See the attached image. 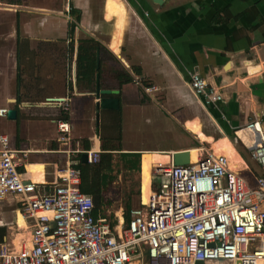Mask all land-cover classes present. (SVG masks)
I'll return each instance as SVG.
<instances>
[{"label":"crops","instance_id":"crops-1","mask_svg":"<svg viewBox=\"0 0 264 264\" xmlns=\"http://www.w3.org/2000/svg\"><path fill=\"white\" fill-rule=\"evenodd\" d=\"M95 1L67 0V7L57 11L31 7L28 0H0V25L9 28L2 34L9 44L0 49V107L16 110L13 119L0 116V134L21 151L22 177L52 182L57 167L65 164L67 155L55 151L60 144L54 119L62 111L72 138L97 152L98 160L103 114L115 110L120 139L118 149L110 150L111 167L118 158L124 169L121 153H139L135 170L139 204L164 180L154 172L156 165L170 164L174 153L183 151L187 161H195L214 153L211 145L222 148L230 167L254 185L260 169L238 136L247 142V131L241 128L256 119L264 132V0H103L100 19L91 22ZM72 6L80 11L78 21ZM1 39L0 34V44ZM86 41L92 44L94 57L98 50L99 66L95 63L91 78L79 79L78 49ZM50 43H61L66 52L56 59L57 54L46 57L38 51ZM59 59L66 61L63 77L53 65ZM115 70H124L133 79L123 82ZM191 72L214 85L222 100L204 103L190 87ZM96 73L99 88L116 90L101 96L117 98V107L96 110ZM145 86L150 87L148 92ZM46 97L67 101L43 103ZM146 163L148 174L144 172L142 179ZM146 183L149 188L141 193ZM18 214L22 215L18 196L0 198V244L10 249L30 242L29 221L22 215L23 222L18 223ZM124 215L119 210L117 219H107L114 224L124 221ZM94 216L106 217L103 205Z\"/></svg>","mask_w":264,"mask_h":264},{"label":"built area","instance_id":"built-area-1","mask_svg":"<svg viewBox=\"0 0 264 264\" xmlns=\"http://www.w3.org/2000/svg\"><path fill=\"white\" fill-rule=\"evenodd\" d=\"M189 84L206 104L222 100L221 92L197 72L189 74ZM6 112L0 107V116ZM54 122L60 144L55 151L67 158L52 182L23 178L18 169L21 151L0 134V198L18 196L30 227L27 246L10 249L0 244V264H129L132 260L142 264L144 255L149 264L217 259L264 264V132L259 120L241 128L247 131V142L238 136L260 169L254 185L231 168L222 153H205L184 164L156 165L154 172L164 180L149 190L145 202L128 210L127 221L114 224L94 216L92 197L79 188L80 173L73 158L84 152L87 161L94 162L97 152L72 138L67 119Z\"/></svg>","mask_w":264,"mask_h":264},{"label":"trees","instance_id":"trees-1","mask_svg":"<svg viewBox=\"0 0 264 264\" xmlns=\"http://www.w3.org/2000/svg\"><path fill=\"white\" fill-rule=\"evenodd\" d=\"M71 13L75 15V21H78L80 18V11L75 7H71ZM93 41L91 39H88ZM85 42V44L81 43L78 49V57L76 61L77 66V78L86 79L91 78L95 65V57L94 50L92 44ZM118 72L120 79L123 82H129L133 78L131 75L121 70L122 72L115 70ZM120 80V82H122ZM60 118H67V115L64 111L61 112ZM120 139V126H119V116L118 112L115 110H109L107 113L103 114L102 123H101V152L98 154V160L94 162H82L78 160V163L75 164V167L78 168L80 173V183L79 188L81 192L89 194L93 200V214L96 215L98 209L100 208L102 197H101V185L103 183L102 179V171L109 170L111 167L112 161V152L110 150L118 149V143ZM88 146V145H86ZM211 148H214V153H223L225 156V152L218 145H211ZM123 167L128 172H135L138 169L136 167L139 161V153H121ZM78 159V157H76ZM20 170V168H19ZM148 178V177H147ZM146 186V187H145ZM145 186L141 185V193L143 190H147L149 188V183H146ZM130 208H126L124 219L128 220V210ZM2 239V234H0V241Z\"/></svg>","mask_w":264,"mask_h":264},{"label":"rangeland","instance_id":"rangeland-1","mask_svg":"<svg viewBox=\"0 0 264 264\" xmlns=\"http://www.w3.org/2000/svg\"><path fill=\"white\" fill-rule=\"evenodd\" d=\"M31 7H44L49 10H57V11H63L64 8L67 7V0H28L27 4ZM102 5L103 0H96L95 6L93 8V16L91 19V22L97 21L101 17L102 12ZM34 16V15H33ZM35 17V16H34ZM37 17L40 19L42 18V15L39 13L37 14ZM33 18V17H32ZM64 18V17H63ZM32 20V19H31ZM5 24L0 25V34L1 38L3 39L2 34H6V31L9 30L4 27ZM1 39L0 49L1 51H4L7 47L6 39ZM5 41V42H4ZM53 44V45H52ZM59 44V43H58ZM48 47V48H47ZM38 51L40 53L43 52V54L48 57V55H51L52 53L57 54L58 56H55L56 59L66 51H64L63 45L61 43L56 45L55 43H50L48 45H41L38 47ZM104 53V52H103ZM63 57V56H62ZM54 58V57H53ZM52 59H49L51 61ZM44 62H47L45 60ZM66 63V61H65ZM63 61L59 59V61L54 60L53 65L58 69V72L61 73V77H63V73L66 72V65ZM64 68V71H63ZM239 146H241L238 143ZM144 172H147L148 174V163H146V170L145 165H142V172L141 177L144 178ZM102 179L103 183L101 185V205L104 206V212L106 215V218H108L110 221H113L117 219V216L119 215V210L123 211L125 213L126 208H131L138 206L139 202L136 200V189H137V173L136 172H128L124 170L121 167L120 161L118 158H115V161L113 162V166L109 170H103L102 171ZM142 190V188H141ZM129 196L130 200L129 201ZM126 220L124 219L123 222ZM29 230V229H28ZM27 230V231H28ZM136 260H132L131 262H135ZM205 264H230L226 260L217 259V260H206L204 262ZM143 264H149V261L144 255L143 257Z\"/></svg>","mask_w":264,"mask_h":264},{"label":"water","instance_id":"water-1","mask_svg":"<svg viewBox=\"0 0 264 264\" xmlns=\"http://www.w3.org/2000/svg\"><path fill=\"white\" fill-rule=\"evenodd\" d=\"M158 1V0H157ZM96 59H95V63H96V68H98L99 66V53L98 50H96ZM95 79H96V87H95V91H94V95L97 99L96 103H95V108L96 110H99L100 107H117V103H118V99L117 98H102L101 94H109V93H113L116 92V90H112V89H101L99 88V74L96 73L95 74ZM62 97H46L44 100L47 101H54V100H61ZM6 116L8 118H15L16 116V110L13 108H9L7 109L6 112ZM96 119L98 120V114L96 115ZM80 160L81 161H86L87 160V154L86 153H81L80 154ZM188 160V153L186 151L183 152H177L174 153L173 155V162L176 164H184L186 163ZM193 264H204L202 260H195Z\"/></svg>","mask_w":264,"mask_h":264},{"label":"flooded vegetation","instance_id":"flooded-vegetation-1","mask_svg":"<svg viewBox=\"0 0 264 264\" xmlns=\"http://www.w3.org/2000/svg\"><path fill=\"white\" fill-rule=\"evenodd\" d=\"M67 11H70V9L67 10ZM69 20H70V19H69ZM69 22H70V21H69ZM72 26H73V24H72V22H71V23L69 24V28H68V33H69L70 37H71L72 32H73Z\"/></svg>","mask_w":264,"mask_h":264},{"label":"bare ground","instance_id":"bare-ground-1","mask_svg":"<svg viewBox=\"0 0 264 264\" xmlns=\"http://www.w3.org/2000/svg\"><path fill=\"white\" fill-rule=\"evenodd\" d=\"M197 157H198V156H197ZM197 157H196V159H197ZM196 159H195V160H196ZM227 160H228V159H227ZM18 213H19V212H18ZM120 220H121V219H120ZM17 222H18V223L23 222V217H22L21 214H18V215H17Z\"/></svg>","mask_w":264,"mask_h":264}]
</instances>
